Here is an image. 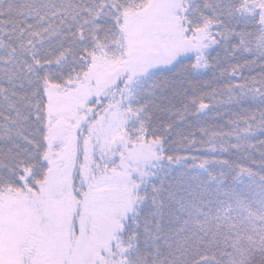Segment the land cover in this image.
Segmentation results:
<instances>
[{
  "label": "snow or ice",
  "instance_id": "snow-or-ice-1",
  "mask_svg": "<svg viewBox=\"0 0 264 264\" xmlns=\"http://www.w3.org/2000/svg\"><path fill=\"white\" fill-rule=\"evenodd\" d=\"M0 264H264V0H0Z\"/></svg>",
  "mask_w": 264,
  "mask_h": 264
}]
</instances>
